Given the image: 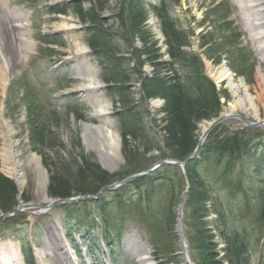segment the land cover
<instances>
[{
  "label": "rangeland",
  "instance_id": "obj_1",
  "mask_svg": "<svg viewBox=\"0 0 264 264\" xmlns=\"http://www.w3.org/2000/svg\"><path fill=\"white\" fill-rule=\"evenodd\" d=\"M142 1L146 9V19L142 26L147 29L151 38L148 43L154 41L157 53L161 54L160 59H168L159 19L151 8L152 5L158 4L161 0ZM164 1L167 4L168 14L176 25L192 34L189 37L191 46L186 47V49L200 57L204 74L214 82L216 88L227 91L229 101L225 102L223 98L220 99L223 103L221 114H238L246 121L261 122L258 125H247L237 117H229L223 121L222 127L224 126L229 131L245 130L247 127L257 129L261 136L253 140L252 145H261L256 149L258 155L264 154V61L261 59L264 53H257L253 49L249 40V33L244 28L243 20L238 14L237 5L233 0ZM76 2L82 3L84 10L91 6L97 8L96 12L103 22V28L109 29L115 24L118 0H6L0 5V53L5 55L6 59H10L7 61H9V72H11L10 74L7 73L4 59L0 56V73L5 72L3 76H0L3 78L8 76L3 93L0 87V105L3 103V113L0 115V150L3 142L2 123L9 121L17 130L13 138L25 139L24 146L18 147L22 150L20 158L24 160L26 157L34 155L37 157L41 169V171H37L29 164L23 166L25 182L22 188H19L16 180L10 177L3 168L0 156V173L11 179L16 187L15 206L24 203L34 204L32 207L16 211L13 216L0 217V264H26L22 245L30 248L32 264H140L137 258L140 244L144 249H147L146 254L152 264H188L181 254L183 245L180 244V236L177 233V222L181 217L179 205H182V228L188 252L191 260L196 264L195 258H197L198 253L194 244V234H196V227L199 224L198 221L187 216L185 190L180 193L174 206L175 219L172 233L163 240V246H158V249L152 243L150 233L147 231L141 216L137 215L138 212L127 206L122 209L117 208L113 194L105 195V193L120 188L133 179L117 188L108 189L101 193L71 196L75 198L89 195L85 199H77L69 203L43 208L47 206L49 199H57V197L52 198L47 194L48 170L44 167L39 153L32 149L29 141V123L33 120L28 109L30 102L40 106L43 123H47L49 127L51 143L47 158H49L51 169L56 171L61 178L71 182L74 180V175L83 167V162L92 163L105 173L119 176L124 175L131 168L127 166L122 151L123 143L119 118L122 112H126V118L131 125L142 124L147 130H154L158 133L163 125L162 113L160 112L163 99L159 97L149 100L143 99L141 83L138 81L124 82L128 87L122 93L110 91L107 87L110 83L107 84L102 77L101 66L95 54L88 52L81 56L77 55L79 57L76 58L70 53L66 35L62 30L55 29L53 24L58 21L59 15L72 14L77 19L73 34L88 47L86 38L89 32L86 27L90 22L89 20L82 21L74 12ZM101 3L103 7L99 9ZM216 5L220 6L219 10ZM13 9L16 10L15 14L10 13ZM19 13L25 14V21H15L16 14ZM223 15H228L225 21L231 20L234 25L238 26L241 33V44L250 49L254 56L255 63L251 80L230 70L223 58L224 56L217 63L206 58L203 53L204 47H200L201 34L210 32V37H216L222 33L218 32L217 28ZM20 22L29 30L25 29L18 32L19 30L14 24ZM18 33H23L24 36L29 37L34 45L24 60H17L16 38ZM14 36L16 37L14 38ZM115 42L116 46L122 49L121 53L116 52L117 56L120 54L130 56L124 49L125 40L115 38ZM132 46L133 48L142 46V41L138 36L133 38ZM133 48L129 47L128 50L131 51ZM144 57L143 54L141 58ZM147 63L149 62H143L142 71H149ZM133 64L135 63H131L129 66ZM78 65L93 67L96 76L103 83L94 94L100 99L111 101L109 119L113 128L120 135L121 156V162L114 171L107 170L100 163L96 152L87 151L85 148L82 139V122L97 123V119L90 117L93 110L91 103L77 90L85 75V71L79 75L76 69ZM176 68L179 74L186 72V68L180 63L176 65ZM127 107L130 109L124 111ZM77 115H82V119H78ZM212 119L201 120L198 123L199 134L202 133L201 124L209 123ZM222 127H219L217 132ZM127 139L129 140V147L139 154L135 165L140 169L134 174L146 171L148 173L150 170L159 167V162L163 159H160L157 150L154 149L145 153L139 139H133L131 136H127ZM243 161L248 162L247 156L243 158ZM127 176L114 180L112 183ZM133 188L131 187L130 191L131 189L133 191ZM130 191L122 193L125 201L132 196ZM158 191L160 193V189ZM182 193H184V198ZM44 195L48 198V202L44 200ZM102 195L108 196L107 212L111 219L109 233L104 231V227L98 228L95 225L98 224L101 210L96 207L92 199L95 200ZM70 204H76L77 207L75 206L73 215H75L74 217L78 216V220L65 222L67 207ZM225 204L226 207H229L225 218L229 230L241 231L246 228L251 232L254 243L257 242V248L249 254L250 264H264V221L261 222L258 219L255 202L251 200L249 208H246L243 202L233 200ZM3 213L5 212L0 210V215ZM8 218L11 221H5ZM215 219L214 213L208 208V215L203 220L207 223L206 229H211L210 232L216 234ZM91 220L95 224L92 225ZM157 226L151 224L153 232ZM214 241L218 244L216 249L223 246L218 236L214 237Z\"/></svg>",
  "mask_w": 264,
  "mask_h": 264
},
{
  "label": "trees",
  "instance_id": "obj_2",
  "mask_svg": "<svg viewBox=\"0 0 264 264\" xmlns=\"http://www.w3.org/2000/svg\"><path fill=\"white\" fill-rule=\"evenodd\" d=\"M216 6L219 10L220 6ZM102 7L101 3L99 9ZM151 8L159 19L160 30L164 36L168 56L165 60L160 59L161 54L157 53L155 42L148 43L151 38L147 29L142 26L146 19L145 4L142 0H118L115 24L109 29L103 28V22L96 12L97 8L91 6L84 10L82 3H75L74 12L82 21L90 22L86 27L89 32L86 41L97 56L102 77L107 84L110 83L107 87L110 91L122 93L128 87L126 83L140 82L143 99H163L160 108L163 125L159 133L147 130L142 124L131 125L126 118V112H122L119 115L122 151L127 166L131 168L119 176L105 173L92 163L83 162V167L71 182L61 178L51 169L47 158L51 143L49 127L47 123H43L40 106L30 102L28 109L33 120L29 123V141L48 170L47 194L52 198L97 194L101 186L138 171L140 167L138 168L135 162L139 154L129 147L127 139V136H131L141 141L145 153L155 149L160 159L173 158L184 161V174L176 165L162 164L122 187L105 193L113 194L115 206L119 209L124 206L135 209L137 215L145 222L152 243L158 249V246H163V240L172 233L174 206L185 189L186 178L187 216L199 224L194 234L198 253L196 264H250L249 254L257 248V242L254 243L251 232L246 228L241 231L229 230L225 222L229 207H226L225 203L231 200L243 202L246 208H249L253 200L259 221H264V154L258 155L256 148L261 145H252L253 140L261 134L251 127L229 131L220 123L209 131L197 153L189 157L200 135L198 123L217 117L222 111L223 103L220 99L223 98L226 102L229 97L225 89H217L214 82L204 74L200 57L186 49L191 46L189 37L192 34L176 25L168 14L165 1L161 0ZM227 17L228 15H223L218 23L217 31L222 32L221 34L216 37H210V32L201 34L200 47H204L206 58L217 63L224 56L230 70L251 80L254 56L250 49L241 44L238 26L231 20L225 21ZM137 36L142 41V46L133 48V38ZM115 38L125 40L124 49L130 56L116 55V52L121 53L122 49L116 46ZM129 47L133 49L129 51ZM143 54L145 57L141 58ZM144 61L153 66L150 76L144 75L141 70ZM131 63L135 64L129 66ZM178 63L186 68L184 74L178 73ZM129 109L127 107L124 111ZM77 118L82 119V115H77ZM219 127L222 128L217 132ZM246 156L247 163L243 161ZM131 187H134L133 191H130ZM129 191L132 196L125 201L122 193ZM15 193V184L0 173L2 212H7L15 206ZM105 195L92 199L101 212L98 224L91 221L92 225L104 227V231L109 233L111 219L107 212L108 196ZM75 206L76 204L68 205L65 222L78 220V216L73 215ZM208 208L216 217V234L211 233V229H206L207 223L203 220L208 215ZM151 224L158 225L154 232ZM215 236H218L223 244L219 249H216L218 244L214 241ZM22 252L26 257L25 263L32 264L30 248L22 245Z\"/></svg>",
  "mask_w": 264,
  "mask_h": 264
},
{
  "label": "bare ground",
  "instance_id": "obj_3",
  "mask_svg": "<svg viewBox=\"0 0 264 264\" xmlns=\"http://www.w3.org/2000/svg\"><path fill=\"white\" fill-rule=\"evenodd\" d=\"M6 0H0L4 3ZM237 5L239 11L238 14L243 20L244 28L249 33V40L253 49L257 53H264V0H233ZM11 14H15L16 10L10 11ZM26 17L24 13L16 14L15 21H25ZM77 19L72 14L59 15L58 21L53 24L55 29H60L66 35L67 42L70 47V53L76 58L77 55H83L88 53V48L85 44L81 43L78 37L73 34L76 28ZM16 29L29 30L24 26L22 22L14 24ZM18 35V36H17ZM16 36V55L17 60H24L33 48V41L24 36L23 33H18ZM14 36V38L16 37ZM0 56L4 59L6 65V71L9 72V58L0 53ZM261 59L264 61V55ZM80 75L85 71V75L82 78V82L77 87V90L84 95V98L91 103L93 108L90 117L96 118L97 123L82 122V139L87 151H94L99 157L100 163L109 171H114L121 162L120 156V135L113 128L112 122L109 119V113L111 108V101L107 99H100L94 93L102 86V81L96 76L95 71L91 66L78 65L76 66ZM5 72L0 73L4 75ZM8 77V76H7ZM7 77L0 76V87L2 93L5 90L7 84ZM0 110L3 113V103L0 105ZM3 142L0 150V156L3 162V168L6 173L16 180L19 188H22L25 182V176L23 173V166L26 164L31 165L35 170L41 171L38 159L34 155L26 157L22 160L20 157L22 150L18 147H23L25 139H14L13 135L17 133V130L13 128L9 121L3 123ZM208 122L201 124V131H204L208 126ZM44 200L48 202V198L44 195ZM50 200V199H49ZM187 244V243H186ZM183 248V246H182ZM188 248V247H187ZM147 249L139 245L137 258L140 264H152L146 254ZM43 264V263H42Z\"/></svg>",
  "mask_w": 264,
  "mask_h": 264
},
{
  "label": "water",
  "instance_id": "obj_4",
  "mask_svg": "<svg viewBox=\"0 0 264 264\" xmlns=\"http://www.w3.org/2000/svg\"><path fill=\"white\" fill-rule=\"evenodd\" d=\"M229 117H237V118L241 119L247 125H258V124L261 123L260 121L259 122L246 121L241 116H239L238 114H232V113L221 114L218 117L214 118L211 122H209L208 126L202 132V134H201V136H200V138L198 140V143H197V146H196V149H195L193 155L197 152V149L201 146V144H202L205 136L207 135L208 131L210 129H212L215 125H217L218 123L224 121L225 119H227ZM159 163L160 164L161 163H171V164L179 165L180 168L182 169V171H183V167H184V162L178 161V160H161ZM146 172L132 174V175H129V176L125 177L124 179L118 181V182H115V183H112V184H109V185H105L98 191V193H101L103 191H107L108 189L117 188V187L123 185L124 183H126L127 181H129L131 179H134V178L138 177L139 175L145 174ZM182 196L184 198V193H182ZM87 197H89V195H85V196H81V197H75V198L67 197V198H63V199L62 198L61 199L60 198L51 199V200H49L47 206H45L43 208L46 209V208H49V207L57 205V204L69 203L71 201H74V200H77V199H85ZM32 206H34V204H31V203L19 204V205L13 207L10 211L1 214L0 217L10 216V215H12L13 213H15L18 210H22V209H24L26 207H32ZM178 208H179V211L181 213V217H180V219L177 222V233L180 236V244L183 245V250H182L181 254H182L184 260L188 264H194L193 261L191 260L190 255H189V252H188V249H187V245H186V238H185V235H184V232H183V228H182V215H183V213H182V205H179Z\"/></svg>",
  "mask_w": 264,
  "mask_h": 264
}]
</instances>
